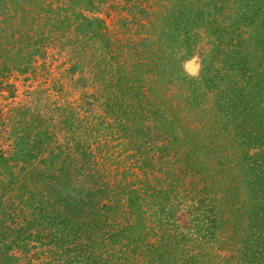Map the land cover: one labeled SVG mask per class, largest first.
Returning <instances> with one entry per match:
<instances>
[{
  "label": "rangeland",
  "instance_id": "rangeland-1",
  "mask_svg": "<svg viewBox=\"0 0 264 264\" xmlns=\"http://www.w3.org/2000/svg\"><path fill=\"white\" fill-rule=\"evenodd\" d=\"M11 154L0 264H264V0H0Z\"/></svg>",
  "mask_w": 264,
  "mask_h": 264
},
{
  "label": "trees",
  "instance_id": "trees-1",
  "mask_svg": "<svg viewBox=\"0 0 264 264\" xmlns=\"http://www.w3.org/2000/svg\"><path fill=\"white\" fill-rule=\"evenodd\" d=\"M27 147L28 146H26V145L22 146L21 150H23V152H22L23 154L21 153V155L19 157H23L27 154V152L25 150L29 151V149H30V148L28 149ZM13 160L14 161L17 160L16 155L13 156V154H11L9 157H5L3 155L0 157V163H3V165L6 166V168L11 166L10 162H12ZM50 184H52V183H50V181L47 179L46 184H44V186H43V190L40 189L39 191L32 192L31 196L28 198V202L31 203L32 205L34 204L35 209H38L39 212H44L43 215L42 214H40V215H41V217H43L42 219L46 220L48 223L49 222H55L56 220H59L61 217H63L65 219L67 216L66 213L63 212V208L60 207V199L56 196H53V194H55V193L53 192V188H51ZM56 198H58V199H56ZM60 198L62 199L63 197H60ZM30 199H31V201H30ZM34 202H36V203H34ZM80 203H82V204H80ZM79 205H80L79 211L85 209L86 207L87 208L89 207L90 208L89 212H91V214L95 213L94 210L92 211V209H91L94 207L91 205V202H87L84 200L82 202H79ZM70 214H71V217L74 216L72 212H70ZM10 216H12V215H10ZM37 216H39V215L37 214ZM68 221H70V220L68 219ZM89 222L91 224L93 223L91 221H89ZM77 233H79V232H76L75 234H77ZM95 261H96V259H93V260H91V263H90V261L88 263L93 264V263H95Z\"/></svg>",
  "mask_w": 264,
  "mask_h": 264
}]
</instances>
